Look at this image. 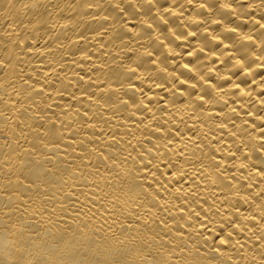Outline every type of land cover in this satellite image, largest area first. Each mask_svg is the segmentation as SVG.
<instances>
[{"label":"bare ground","instance_id":"obj_1","mask_svg":"<svg viewBox=\"0 0 264 264\" xmlns=\"http://www.w3.org/2000/svg\"><path fill=\"white\" fill-rule=\"evenodd\" d=\"M0 264H264V0H0Z\"/></svg>","mask_w":264,"mask_h":264}]
</instances>
